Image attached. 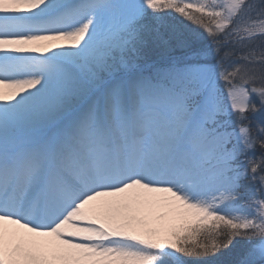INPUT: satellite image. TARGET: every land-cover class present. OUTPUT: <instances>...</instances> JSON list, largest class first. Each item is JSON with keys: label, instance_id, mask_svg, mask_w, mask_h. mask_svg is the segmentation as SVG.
<instances>
[{"label": "snow or ice", "instance_id": "obj_1", "mask_svg": "<svg viewBox=\"0 0 264 264\" xmlns=\"http://www.w3.org/2000/svg\"><path fill=\"white\" fill-rule=\"evenodd\" d=\"M0 264H264V0H0Z\"/></svg>", "mask_w": 264, "mask_h": 264}, {"label": "rangeland", "instance_id": "obj_2", "mask_svg": "<svg viewBox=\"0 0 264 264\" xmlns=\"http://www.w3.org/2000/svg\"><path fill=\"white\" fill-rule=\"evenodd\" d=\"M168 24L172 25V27L175 28V30L177 31V34H178V35L186 36V37L191 38L192 33L189 32V30H188L183 24L179 23V22L176 21L175 19H171V18H170V19L166 22V27H167ZM222 259H226V258H222Z\"/></svg>", "mask_w": 264, "mask_h": 264}]
</instances>
